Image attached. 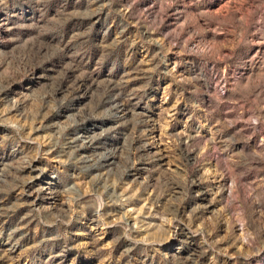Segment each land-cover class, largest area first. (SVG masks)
<instances>
[{
    "label": "rangeland",
    "instance_id": "1",
    "mask_svg": "<svg viewBox=\"0 0 264 264\" xmlns=\"http://www.w3.org/2000/svg\"><path fill=\"white\" fill-rule=\"evenodd\" d=\"M0 264H264V0H0Z\"/></svg>",
    "mask_w": 264,
    "mask_h": 264
}]
</instances>
